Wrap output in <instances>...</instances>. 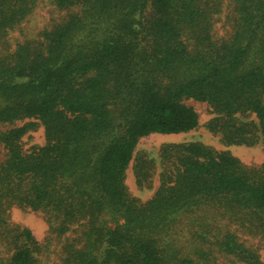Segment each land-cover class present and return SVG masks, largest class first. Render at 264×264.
<instances>
[{"label": "trees", "instance_id": "trees-1", "mask_svg": "<svg viewBox=\"0 0 264 264\" xmlns=\"http://www.w3.org/2000/svg\"><path fill=\"white\" fill-rule=\"evenodd\" d=\"M48 2L62 15L10 50L36 0H0V264H42L31 232L9 223L12 207L41 214L56 236L75 234L61 264H264L216 225L264 241V161L165 144L158 160H134L138 187L157 175L153 196L141 202L125 185L141 138L198 126L185 100L208 106L207 130L224 145H264V0ZM37 127L44 144L24 149ZM176 232L190 234L191 256Z\"/></svg>", "mask_w": 264, "mask_h": 264}, {"label": "rangeland", "instance_id": "rangeland-1", "mask_svg": "<svg viewBox=\"0 0 264 264\" xmlns=\"http://www.w3.org/2000/svg\"><path fill=\"white\" fill-rule=\"evenodd\" d=\"M231 11V6L226 1L223 3V10L213 26V35L217 38L222 37L226 33L227 26L224 25L225 15ZM62 12H57L49 5L48 0H36V7L33 13L16 29L12 30L7 36V43L10 50L15 48V45L25 39L38 38L39 32L50 27L60 16ZM184 103L194 109L198 116V126L189 132L177 135H161L151 134L141 138L134 151V156L128 165L125 173V185L129 194L141 202L149 200L156 189L158 188L157 175H153L150 183L146 186L138 187L135 182L133 173L134 160L136 156L146 155L150 158L158 160V151L165 144H184V143H200L206 147H210L218 152H228L230 155L237 158L243 165L247 167H259L264 161V145L260 142L254 146H234L224 145L218 135H214L207 130V123L212 118V113L205 103L185 100ZM17 123V125H20ZM24 149H28L33 145L44 144V134L42 127H37L36 130L26 134L23 139ZM3 150L0 146V162L3 161ZM10 224L19 225L28 229L31 232L33 239L42 246L43 250L39 256L42 264H61L62 248L75 234L70 232L64 236H56L50 233L48 226L41 214L22 210L12 207L8 213ZM190 220L181 219L176 223L171 231H175L179 226H184ZM217 227L223 231L230 229L236 233L238 239L246 246L253 248L264 263V241L261 239L245 234L238 230L233 225H228L225 221H218ZM175 240L174 246L181 248V252L192 255V247L188 243L190 234H181L176 232L171 234V238ZM170 239V237H168ZM218 264H231L230 261L217 259ZM240 264V263H238Z\"/></svg>", "mask_w": 264, "mask_h": 264}]
</instances>
